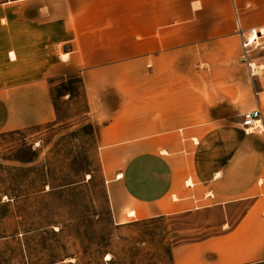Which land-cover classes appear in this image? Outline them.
Masks as SVG:
<instances>
[{
    "label": "crops",
    "instance_id": "0c3cea01",
    "mask_svg": "<svg viewBox=\"0 0 264 264\" xmlns=\"http://www.w3.org/2000/svg\"><path fill=\"white\" fill-rule=\"evenodd\" d=\"M1 5L0 133L53 121L51 80L79 73L121 216L245 204L230 230L177 244L172 258L264 262V133L241 125L262 108L264 81L240 62V30H264V0ZM255 63L264 69V59Z\"/></svg>",
    "mask_w": 264,
    "mask_h": 264
},
{
    "label": "rangeland",
    "instance_id": "374dc122",
    "mask_svg": "<svg viewBox=\"0 0 264 264\" xmlns=\"http://www.w3.org/2000/svg\"><path fill=\"white\" fill-rule=\"evenodd\" d=\"M257 34L261 44L249 53L253 64L264 59V30ZM59 53L68 58L61 46ZM242 58L243 49L245 63ZM259 66L255 77L264 81ZM243 71L247 77V67ZM51 90L53 121L0 133V264H174L175 245L222 234L238 221L245 204L227 212L121 216L88 118L83 78H54Z\"/></svg>",
    "mask_w": 264,
    "mask_h": 264
},
{
    "label": "built area",
    "instance_id": "2783aa9c",
    "mask_svg": "<svg viewBox=\"0 0 264 264\" xmlns=\"http://www.w3.org/2000/svg\"><path fill=\"white\" fill-rule=\"evenodd\" d=\"M242 36V47H243V60L247 63L250 68V73L252 76L255 75L254 64L249 59V53L251 52L250 47L252 45L259 46L261 42L257 34V31L251 30L250 32H245L240 30ZM241 125L243 130L247 133H264V122H263V112L262 108L258 107L249 113L243 115Z\"/></svg>",
    "mask_w": 264,
    "mask_h": 264
},
{
    "label": "bare ground",
    "instance_id": "6f19581e",
    "mask_svg": "<svg viewBox=\"0 0 264 264\" xmlns=\"http://www.w3.org/2000/svg\"><path fill=\"white\" fill-rule=\"evenodd\" d=\"M67 57V54H65V58ZM254 68L258 71V67H256L255 65H254ZM256 71V72H257ZM122 176V174L121 173H119L118 174V177L120 178ZM129 216H131V217H135L136 216V212L134 211V210H130L129 211Z\"/></svg>",
    "mask_w": 264,
    "mask_h": 264
}]
</instances>
